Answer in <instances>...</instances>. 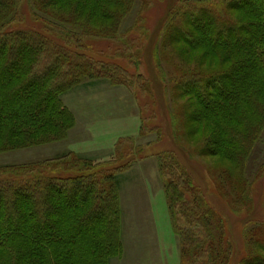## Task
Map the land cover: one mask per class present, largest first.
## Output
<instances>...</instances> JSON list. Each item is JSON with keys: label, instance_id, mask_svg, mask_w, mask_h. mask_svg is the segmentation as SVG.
I'll list each match as a JSON object with an SVG mask.
<instances>
[{"label": "trees", "instance_id": "16d2710c", "mask_svg": "<svg viewBox=\"0 0 264 264\" xmlns=\"http://www.w3.org/2000/svg\"><path fill=\"white\" fill-rule=\"evenodd\" d=\"M216 1L173 0L158 33L162 46L204 51L206 62L182 71L177 98L189 101L185 124L187 137L200 138L197 155L227 163L212 171L214 185L243 206L252 185L247 162L264 129V0ZM133 4L0 0V154L67 138L75 120L62 97L85 79L126 81L113 78L121 68L76 52L57 35L65 29L76 41L114 38ZM118 153L109 165L65 152L0 166V264H110L119 257L117 175L129 166ZM157 159L178 264H228L220 214L174 150ZM245 239L248 256L240 263L264 264V228L248 229Z\"/></svg>", "mask_w": 264, "mask_h": 264}, {"label": "rangeland", "instance_id": "374dc122", "mask_svg": "<svg viewBox=\"0 0 264 264\" xmlns=\"http://www.w3.org/2000/svg\"><path fill=\"white\" fill-rule=\"evenodd\" d=\"M172 1L134 0L114 38L85 35L77 36L76 41V35L67 38L66 30H62L57 36L63 44L100 63L118 66L123 71L112 74L113 78L126 81L112 83L108 74H103L73 87L62 97L75 120L67 138L0 154V166L41 162L65 152L109 165L119 150L118 155L124 156L122 161L129 167L117 175L122 253L110 264H178L177 241L157 159L158 154L174 150L223 220L232 250L228 264H242L240 260L247 255V230L258 224L264 228V129L247 162L246 182L252 184L251 192L241 200L243 206L231 205L212 176V171L227 163L197 155L200 138L187 137L185 112L190 111L189 101L177 98V86L182 71L192 65L188 62L204 61V51H191L182 44L162 46L159 24ZM197 68L203 72L211 69L204 64Z\"/></svg>", "mask_w": 264, "mask_h": 264}]
</instances>
